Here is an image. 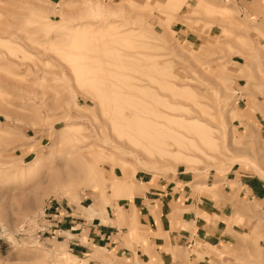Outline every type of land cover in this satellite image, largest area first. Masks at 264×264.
Masks as SVG:
<instances>
[{
	"label": "rangeland",
	"instance_id": "374dc122",
	"mask_svg": "<svg viewBox=\"0 0 264 264\" xmlns=\"http://www.w3.org/2000/svg\"><path fill=\"white\" fill-rule=\"evenodd\" d=\"M178 168L229 207L177 264H264L263 201L238 194L264 179V0H0V264L83 263L36 236L46 202L91 219L68 201L106 213Z\"/></svg>",
	"mask_w": 264,
	"mask_h": 264
},
{
	"label": "crops",
	"instance_id": "0c3cea01",
	"mask_svg": "<svg viewBox=\"0 0 264 264\" xmlns=\"http://www.w3.org/2000/svg\"><path fill=\"white\" fill-rule=\"evenodd\" d=\"M135 180L131 196L118 198L116 209L104 206L106 213L97 211L96 200L88 205H82L84 197L79 202L67 200L86 210L91 219L68 204L70 213L65 210L64 220L51 221L44 234L62 239L83 261L80 264H177L171 249L192 246L194 236L208 243L226 240L223 221L208 222L207 217L225 215L228 201L220 209L218 201L190 186L194 181L191 171L178 168L174 175L156 179L138 172ZM238 180L239 195L262 200L264 205V179L240 173ZM54 204L51 201L48 211ZM97 212L101 216H94Z\"/></svg>",
	"mask_w": 264,
	"mask_h": 264
},
{
	"label": "built area",
	"instance_id": "2783aa9c",
	"mask_svg": "<svg viewBox=\"0 0 264 264\" xmlns=\"http://www.w3.org/2000/svg\"><path fill=\"white\" fill-rule=\"evenodd\" d=\"M51 201L54 202V206L52 207V211H48V209H50V205H51ZM65 210H67V212L70 213V207L68 204H65L64 202H62L61 200H56V199H51L48 200L43 208V212H42V220L44 222L42 228L37 229L36 230V236H41L45 233L46 228L48 227V225H50L51 221H62L65 218V214L66 212ZM68 215V214H67Z\"/></svg>",
	"mask_w": 264,
	"mask_h": 264
},
{
	"label": "bare ground",
	"instance_id": "6f19581e",
	"mask_svg": "<svg viewBox=\"0 0 264 264\" xmlns=\"http://www.w3.org/2000/svg\"><path fill=\"white\" fill-rule=\"evenodd\" d=\"M125 184H127V182H126ZM129 184H131V183H129ZM129 190H130V189L128 188L127 191L129 192ZM228 222H229V221H228ZM66 259H67V261H70V260H69V257H66ZM65 262H66V261H65ZM69 263H70V262H69Z\"/></svg>",
	"mask_w": 264,
	"mask_h": 264
}]
</instances>
